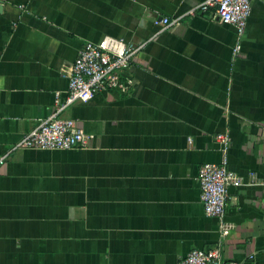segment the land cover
Returning a JSON list of instances; mask_svg holds the SVG:
<instances>
[{"label":"crops","instance_id":"obj_1","mask_svg":"<svg viewBox=\"0 0 264 264\" xmlns=\"http://www.w3.org/2000/svg\"><path fill=\"white\" fill-rule=\"evenodd\" d=\"M204 0H0V156L65 95L79 50L111 36L146 43L106 88L68 107L92 136L72 150L20 149L0 165V264H177L220 245L264 264V0L231 25L185 17ZM179 24L161 31L162 18ZM230 136L222 220L204 213L198 171Z\"/></svg>","mask_w":264,"mask_h":264},{"label":"built area","instance_id":"obj_2","mask_svg":"<svg viewBox=\"0 0 264 264\" xmlns=\"http://www.w3.org/2000/svg\"><path fill=\"white\" fill-rule=\"evenodd\" d=\"M250 12L251 0H204L188 9L184 15L190 18L207 15L211 20L217 19L220 23L231 25L237 39L232 53L237 57L241 51L240 39L245 33ZM178 24V20L166 17L159 22L161 31ZM145 46L144 42L134 44L111 36H104L96 43L85 44L71 66L65 95L61 97L59 93L55 94V103L50 114L0 156V165L15 150L52 151L86 147L92 136L85 134L74 120L63 118V112L74 103L81 102L85 96L94 95L106 88L124 92L127 84L121 80V73L131 65ZM214 140L223 154L222 161L201 165L197 180L204 213L222 220L227 206L228 187L239 186L240 179L227 168L226 152L230 146V136L219 133ZM177 264L239 263L224 260L219 245L209 251L193 249Z\"/></svg>","mask_w":264,"mask_h":264},{"label":"water","instance_id":"obj_3","mask_svg":"<svg viewBox=\"0 0 264 264\" xmlns=\"http://www.w3.org/2000/svg\"><path fill=\"white\" fill-rule=\"evenodd\" d=\"M0 9H1V3H0Z\"/></svg>","mask_w":264,"mask_h":264}]
</instances>
